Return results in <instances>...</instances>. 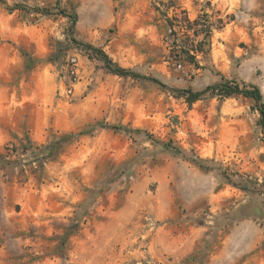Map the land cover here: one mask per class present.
I'll list each match as a JSON object with an SVG mask.
<instances>
[{"label": "rangeland", "instance_id": "1", "mask_svg": "<svg viewBox=\"0 0 264 264\" xmlns=\"http://www.w3.org/2000/svg\"><path fill=\"white\" fill-rule=\"evenodd\" d=\"M1 1L51 14L0 3V155L84 134L53 160L0 165V264H264L255 102L209 93L188 106L111 75L71 42L56 6L76 15V39L122 68L175 90L251 84L264 103V0ZM183 11L225 22L199 69L165 58L162 13Z\"/></svg>", "mask_w": 264, "mask_h": 264}, {"label": "trees", "instance_id": "2", "mask_svg": "<svg viewBox=\"0 0 264 264\" xmlns=\"http://www.w3.org/2000/svg\"><path fill=\"white\" fill-rule=\"evenodd\" d=\"M0 3L7 8L8 11L22 10V11H34L41 13L42 15L49 16L51 13L48 9H29L21 5H15L12 8L7 7V5L0 0ZM59 14H63L70 21V27L68 30V37L73 44L79 47L84 53L98 60L104 67V69L111 75H115L121 78H131L136 80H143L151 82L163 90H168L172 94L179 95L184 98L188 106H191L196 101L200 100L206 94L216 95L221 99H227L232 96H241L244 98L251 99L256 104V109L259 113L258 126L264 129V103L262 101V94L260 89L255 85H239L236 82H230L227 80H222L221 82L214 84L212 86H207L200 91H192L191 89L185 90H175L168 88L162 81L158 78L142 75L130 69H125L117 65L112 59L105 53L100 47H95L91 44L82 42L74 36V26L76 23V15L67 14L59 9V3H56ZM162 16L168 26V41H166L168 53L166 55V60L169 65L181 66L190 65L195 69L202 68L198 61V57H205L210 51V40L214 30L221 29L225 22L221 19L218 14L208 15L206 12L200 13L196 18L190 19L187 12L183 11L182 16L178 17L176 13L172 17L167 16L162 13ZM216 18V19H215ZM98 127L105 128L109 125H98ZM111 129H118V127H110ZM135 132L140 133V130ZM84 132H79L77 134H59L54 136L53 140L46 145L40 147H34V150H29L30 147L23 146L19 150L15 145L13 148H5L7 150L6 154L0 155V165L9 166L14 164L23 165L27 163H44L45 161L53 160L58 154L60 149L64 144H71L75 141V138L83 135ZM166 148H174L169 143H162ZM37 150V151H36ZM179 151L180 149H176ZM180 152V151H179ZM22 157V158H21ZM27 158L29 161H26ZM187 160L195 163L198 166H203L201 159L198 157L188 158Z\"/></svg>", "mask_w": 264, "mask_h": 264}]
</instances>
